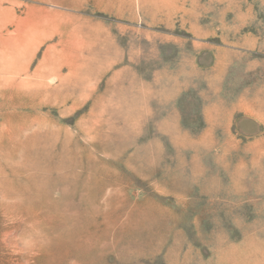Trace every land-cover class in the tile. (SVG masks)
<instances>
[{
  "label": "rangeland",
  "instance_id": "1",
  "mask_svg": "<svg viewBox=\"0 0 264 264\" xmlns=\"http://www.w3.org/2000/svg\"><path fill=\"white\" fill-rule=\"evenodd\" d=\"M46 262L264 264V0H0V264Z\"/></svg>",
  "mask_w": 264,
  "mask_h": 264
},
{
  "label": "bare ground",
  "instance_id": "2",
  "mask_svg": "<svg viewBox=\"0 0 264 264\" xmlns=\"http://www.w3.org/2000/svg\"><path fill=\"white\" fill-rule=\"evenodd\" d=\"M47 244H48V243H47ZM38 245H39V244H38ZM51 247H52V246H51ZM64 247H65V246H64ZM64 247H63V248H64ZM34 248H35V247H34ZM55 249H56V248H55ZM40 252H41V251H40ZM60 253H61V252H60ZM45 256H46V255H45ZM49 256H50V255H49ZM52 256H53V255H52ZM35 257H36V256H35ZM53 258H54V257H53ZM48 260H49V259H48ZM41 261H42V260H41ZM51 261H52V260H51ZM26 262H27V261H26ZM26 262H25V263H26ZM42 262H43V261H42ZM40 263H41V262H40ZM46 263H47V262H46ZM35 264H36V263H35ZM47 264H48V263H47Z\"/></svg>",
  "mask_w": 264,
  "mask_h": 264
}]
</instances>
